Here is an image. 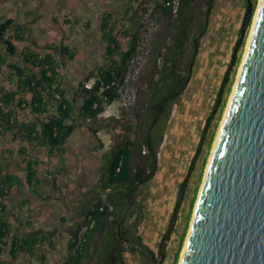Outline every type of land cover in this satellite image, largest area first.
Wrapping results in <instances>:
<instances>
[{"label":"trees","instance_id":"obj_1","mask_svg":"<svg viewBox=\"0 0 264 264\" xmlns=\"http://www.w3.org/2000/svg\"><path fill=\"white\" fill-rule=\"evenodd\" d=\"M172 1L163 0L156 5L153 15L161 13L171 16L173 7L166 5V2ZM177 3L173 19L175 30L169 32L171 44L163 42V53L159 49L155 51L148 91L139 92L144 96L138 107L142 114L138 115L134 123L116 120V126L120 128L119 139L111 143L102 155L96 194L83 207L76 226L69 229L68 257L63 264H123V253L127 250L144 255L135 247L127 249L124 246L118 235V223L129 203L121 235L141 242L136 233L139 217L132 207L139 187L151 181L157 171L158 150L171 108L190 81V63L197 54L194 26L203 34L214 6V0H206L207 9L202 12L196 8L194 0H178ZM198 16L203 18L202 22L197 21ZM252 16L253 10L247 26ZM139 19L137 17V27L124 31L123 37H120L114 23H110L109 17L103 19L101 38L105 43V63L87 81L91 82V87L86 88V83L82 86L80 117L96 118L109 104L121 97L120 90L126 85L130 62L139 53L143 28ZM22 31L12 18L0 17V45L3 48V53H0V139L4 133L17 127L28 141L41 146H56L68 131V127L61 124V119L47 122L40 130L29 122L33 116H41L54 109L63 114L71 112L73 105L66 96L61 75L66 61L63 63L49 53L39 55L27 48L19 50L18 44L25 40ZM192 37L193 51L187 64L186 46ZM123 39L127 41L124 43ZM75 54L76 51L68 46L61 48L62 58L73 60ZM107 124H111L109 120ZM19 153L25 154L23 150ZM25 160L26 179L31 185L36 174L35 163ZM18 181L16 175L2 173L0 168V201L9 197ZM185 188L186 181L181 183L178 202ZM6 212V205L0 202V256L9 244L8 254L12 258L21 252L31 258L36 257L38 240L12 232L5 217ZM132 218L133 222L128 223ZM170 233L168 230L167 234ZM38 261L46 264L43 256H39Z\"/></svg>","mask_w":264,"mask_h":264},{"label":"rangeland","instance_id":"obj_2","mask_svg":"<svg viewBox=\"0 0 264 264\" xmlns=\"http://www.w3.org/2000/svg\"><path fill=\"white\" fill-rule=\"evenodd\" d=\"M5 1L7 0H0V3ZM10 1L16 2L18 0ZM162 1L136 3L134 8L136 13L130 16V20L122 17L124 15L122 11L124 5H121L132 4L127 0L119 3L116 0L99 1L93 3L89 9H85L86 21L89 20L92 23L96 20L102 7L112 11L115 6L120 5L121 14L114 22L120 37H123L124 31L137 27V17L140 18V23L143 25L139 53L130 62L129 80L122 90L121 101L116 102L111 108L108 107L102 114L97 116L100 121L109 120L110 127L113 129L100 131L97 134V139L104 148L111 144L114 135L120 134V128L116 126V120L121 121V123H134L137 121L138 115L142 114L138 107L144 96L142 97L139 92L146 93L148 91L151 80L150 70L155 51L159 49L163 53L162 43L171 44L169 32L173 33L175 30L173 22L175 17L174 7L171 16L161 13L153 15L154 8ZM176 1L178 2V0ZM252 2L254 4L253 16L249 26L246 27L243 40L239 44L235 60L231 66L232 55L239 40L247 1L214 0V6L208 17L205 32L203 34L199 33L196 25L194 26L193 37H197L195 41L197 54L190 63V81L186 90L171 108L158 150L157 171L151 181L139 187L138 196L132 207L135 215L139 217L136 233L140 236L142 245L151 253L154 260L152 261L146 255L127 250L123 253V264H150V261L151 264H178L179 262L206 165L247 46L258 0H255V2L252 0ZM80 5L77 3L73 5V3L63 0L61 4L50 5L51 8L45 13L58 12V14L75 15L73 8H79ZM194 5L202 12L207 9L206 0H194ZM143 9H146V11ZM1 13H5L2 8L0 9ZM197 18V21H203L202 17L199 18L198 16ZM60 28L62 27L60 26ZM56 36H58L56 39L58 43L65 41L64 34L61 31H58ZM69 36H72V34ZM73 37L75 41L70 44L71 49L82 52L85 37L78 33L74 34ZM89 37L92 39V45L90 44L92 48L89 52L94 57L92 63L95 65L85 67L87 62L81 60V58L70 62L74 67L81 70L78 75L81 82H87L105 63L102 58L105 44L101 41L100 34L97 35L93 32L89 34ZM193 37L186 46L187 64H189L193 51ZM122 41L125 43L127 40L123 39ZM0 53H3L1 45ZM227 72L228 76H226ZM108 114L110 116L106 117ZM2 144L3 141L0 139V168L3 165V156L7 155L6 159L11 163L17 161L18 169H15V171L19 172L21 163L18 159L20 157H16L15 153L9 154L1 151ZM7 144L12 147L13 151L16 150L17 145L14 140L7 141ZM184 181H186V188L178 202L180 186ZM31 193L35 194L37 192L32 188ZM27 194L19 188L18 191L12 192L11 197L8 199L5 217L9 220L12 230L19 226V221L26 222L27 217L21 215V210L17 208V204ZM45 195L40 196L42 203V198ZM48 195H54V193H48ZM176 208L178 210L174 216ZM133 220L134 218L130 219L128 223L131 224ZM77 223L78 220H75V222L69 220L66 227L73 228ZM20 229L25 231L23 227ZM168 230L171 231L170 234H167ZM124 246L129 249L127 245ZM6 251L0 262L9 260ZM176 255H178L177 258Z\"/></svg>","mask_w":264,"mask_h":264},{"label":"crops","instance_id":"obj_3","mask_svg":"<svg viewBox=\"0 0 264 264\" xmlns=\"http://www.w3.org/2000/svg\"><path fill=\"white\" fill-rule=\"evenodd\" d=\"M62 1L18 0L12 2L7 0L4 3H0V9L2 8L5 12L1 13L0 17L12 18L16 26L23 30L25 40L18 44L19 50L27 48L39 55L49 53L61 59L63 63L66 61L61 70L62 84L66 89L67 98L73 105L69 114H63L54 109L41 116H33L31 122H29L36 125L37 130H40L47 122L61 119V124L67 126L68 131L59 145H37L24 138L22 130L17 127L4 133L1 137V141H3L1 151L9 154L15 153L16 157H20L18 160L21 166L19 164V172L15 171V169H18L17 161L16 163H11V161L6 159L7 155L3 156L2 173L16 175L19 181L13 186L9 197L0 202L5 204L7 209L8 199L11 197L12 192H16L21 188L23 193L29 194L23 196V199L17 204V208L21 210V215L27 217L26 222L19 221V226L13 229L12 232L22 237L30 236L35 238L38 240V244L37 254L34 258L23 252L17 254L15 258L10 257L8 244V246L4 247L2 255L7 250L6 253L9 260L0 262V264H40L38 261L39 256L44 257L46 264H63L68 257L69 228L66 227V223L69 220L74 222L78 220L79 222L83 207L92 201L96 194L102 155L106 151L99 143L97 134L100 131H108L110 129L107 124L108 120L100 121L97 117L93 119L80 117V107L83 98L81 89L87 82L80 81L78 75L81 70L74 67L70 62L81 58V60L87 62L85 67L94 66L95 64L92 63L94 57L89 52L92 48V39L89 34L95 32L97 35L100 34L101 38L103 19L109 17L110 23H114L121 14V6L124 5L122 7L124 12L122 17L130 20V16L136 13L134 9L136 3L155 0H127L132 4L115 6L112 10L114 12L102 7L96 20L92 23L89 20L86 21L85 9H89L93 3L112 0H67L73 5L76 3L81 4L79 8H73L75 15L58 14V12L45 13L51 8L50 5L55 6L56 4H61ZM116 1L119 3L126 0ZM58 31L64 34L65 41L63 40L59 43L56 41ZM77 33L85 37L84 49L82 52L76 51L73 60L62 58L61 48L68 46L71 49L70 44L75 41L73 35ZM70 34L72 36H69ZM103 62H105L104 59ZM11 140L16 142L17 148L15 151L7 144V141ZM20 150H23L25 154L21 155L19 153ZM25 159L33 160L35 163L36 174L31 185L28 184L26 179ZM32 188L37 193L32 194ZM48 193H54V195H48ZM44 195L42 203L40 196ZM22 227L25 231L20 229Z\"/></svg>","mask_w":264,"mask_h":264},{"label":"water","instance_id":"obj_4","mask_svg":"<svg viewBox=\"0 0 264 264\" xmlns=\"http://www.w3.org/2000/svg\"><path fill=\"white\" fill-rule=\"evenodd\" d=\"M257 7L178 264H264V0ZM252 10L247 0L230 66ZM129 207L119 220L118 235L132 242L121 235Z\"/></svg>","mask_w":264,"mask_h":264},{"label":"bare ground","instance_id":"obj_5","mask_svg":"<svg viewBox=\"0 0 264 264\" xmlns=\"http://www.w3.org/2000/svg\"><path fill=\"white\" fill-rule=\"evenodd\" d=\"M257 10H258V7H257V9H256V11H255V14H254V17H253V24H254V21H255V18H256ZM253 24H252V28H251V31H250V34H249V37H248V41H247V46H246V49H245V53H244V55H243V59H242V62H241V64H240V67H239V71H238V74H237V79H238V77H239V73H240V70H241V67H242V63H243V60H244V57H245V54H246V51H247V48H248V44H249V41H250L251 33H252V30H253ZM237 79H236V82H235V84H234V86H233L232 92H233V90H234V88H235V86H236ZM232 92H231V95H230V97H229L228 104H227L226 110H225V112H224L223 118L225 117L226 112H227V109H228V107H229V104H230V101H231V97H232ZM223 118H222V121H223ZM222 121H221L220 126H219V129H218V131H217V135H216L215 140H214L213 148H212V150H211V154H210V156H209V160H208V162H207L206 169H207V167H208V164H209V161H210V157H211L212 152H213V149H214V147H215V144H216V141H217V138H218V135H219L220 129H221ZM206 169H205V173H206ZM205 173H204V176H205ZM204 176H203V179H204ZM202 183H203V180H202ZM202 183H201V187H200V190H199L198 195L200 194V191H201V188H202ZM196 203H197V200H196ZM196 203H195V206H196ZM194 209H195V207H194ZM193 213H194V210H193ZM192 217H193V215H192ZM191 222H192V218H191ZM190 225H191V223H190ZM189 232H190V228H189ZM189 232H188V234H187V237H186V240H185L184 246H185V244H186V242H187ZM184 246H183V249H184ZM182 254H183V250H182V252H181V256H182Z\"/></svg>","mask_w":264,"mask_h":264},{"label":"flooded vegetation","instance_id":"obj_6","mask_svg":"<svg viewBox=\"0 0 264 264\" xmlns=\"http://www.w3.org/2000/svg\"><path fill=\"white\" fill-rule=\"evenodd\" d=\"M108 125H109V128H110L111 130H113L112 127H110L111 124H108ZM119 136H120V134H116V135H114V140H113L111 143H114V142L118 141ZM110 145H111V144H110ZM110 145H109V146H110ZM106 150H107V149H106ZM127 239L131 240L132 242H127V241H123V240H122V243H124L125 245H127L129 248H130V247H135V248H137V249L140 250V251H142L140 248H145V247L142 245V243H141V242H138L136 239H130V238H127ZM142 252L144 253V255L148 256L149 259H151L152 261L154 260L153 256L151 255V253H150L147 249H146V251H142Z\"/></svg>","mask_w":264,"mask_h":264},{"label":"built area","instance_id":"obj_7","mask_svg":"<svg viewBox=\"0 0 264 264\" xmlns=\"http://www.w3.org/2000/svg\"><path fill=\"white\" fill-rule=\"evenodd\" d=\"M166 5H172V7H174V12H176V8H177V5H178V3H177L176 0H173L172 2H166ZM128 80H129V76L127 75V77H126V79H125V83H126V85H127V83H128ZM126 85H125V86H126ZM125 86H124V87H125ZM85 87H86V88H90V87H91V84L86 83V84H85ZM123 89H124V88H123ZM120 92H121V97H120L118 100H116V101L112 102L111 104H109V105L107 106V108H108V107L111 108L116 102L121 101L123 91L120 90ZM107 108H106V109H107ZM106 109H105V110H106ZM105 110H104V111H105ZM102 113H103V112H101L100 114H102ZM100 114H98V115H100ZM109 116H110L109 114L106 115V117H109ZM108 148H109V146L105 147V149H108Z\"/></svg>","mask_w":264,"mask_h":264}]
</instances>
